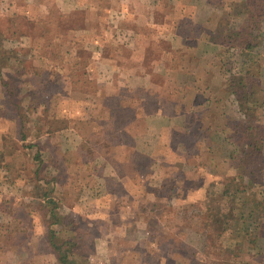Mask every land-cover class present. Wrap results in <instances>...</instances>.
Returning <instances> with one entry per match:
<instances>
[{"label": "rangeland", "instance_id": "374dc122", "mask_svg": "<svg viewBox=\"0 0 264 264\" xmlns=\"http://www.w3.org/2000/svg\"><path fill=\"white\" fill-rule=\"evenodd\" d=\"M147 1L0 0V264H264L262 213L207 225L245 212L230 182L264 204V7L158 0L211 12L166 50ZM145 95L167 113L144 132L126 124Z\"/></svg>", "mask_w": 264, "mask_h": 264}, {"label": "crops", "instance_id": "0c3cea01", "mask_svg": "<svg viewBox=\"0 0 264 264\" xmlns=\"http://www.w3.org/2000/svg\"><path fill=\"white\" fill-rule=\"evenodd\" d=\"M155 1H157L155 3ZM158 3V0H153V1H147L146 2V7L147 8H132V11L135 12L136 14H145L146 17L152 16L153 14H155L156 17L161 18V22L158 23L159 26V30L151 27L150 23L148 22V20H143L145 21V25H148L150 28H154L157 30V34H162L164 33V31L166 30L167 32L165 33V35L161 36V40L163 39V42L167 43L166 45L168 46V49L165 48L166 50H169V48L172 50V48L174 47V45L178 42H184L185 38L184 36H178L179 32H180V28L186 33L188 34L191 30H194L193 27L190 25V23L192 24H196V25H200V26H205V24L207 23L208 19L211 16V12L209 11L210 8H177V12H176V8L175 11L173 10V12L171 13V8H155L154 5H156ZM180 13H182V15H179ZM158 14V15H156ZM168 14V15H167ZM182 25H184V28L181 27ZM206 27V26H205ZM136 43H138V39L136 40ZM186 54V53H185ZM172 57L171 54H167L166 55V61L170 60ZM161 62H163L161 60ZM194 71H191V73H193ZM197 72V71H196ZM149 82V80H147V83ZM147 83H139L138 84V90H139V95L140 93L144 90L149 91L148 89V84ZM144 84V86H143ZM159 89L166 91L168 86L162 85V83L160 85H158ZM177 92H179L180 88L179 86L177 87ZM180 95V94H179ZM197 94H195L196 97ZM147 95L140 97L139 99H136L135 101H130L128 102V106L129 108L133 109L135 111V114L133 116V119L126 124V126L129 127H134L137 128L139 126V121L141 122V127L143 128V131H146V127L149 125V123L151 121H153V117L151 115L155 114L157 116H159L161 113L163 114V112L167 113L164 110V107H162L161 105L155 104L153 103V108H155V110L153 112L149 111V98H145ZM196 100V98H195ZM193 100L192 104H188L186 102L180 101L182 104H178L177 107L178 109H182V106H198V104H196V101ZM208 101V98L206 96V100ZM211 102L209 101L208 105H210ZM207 105V107H208ZM155 106V107H154ZM164 113V116H167V114ZM171 115V113H168V115ZM158 123H160L158 121ZM145 128V130H144ZM161 128H164V124H161ZM176 129V127L173 124H169V126L164 128V134L162 133V136L157 135V139L160 140H165L166 134H169L170 131ZM135 134L136 131H135ZM141 133H138L137 135H139ZM146 134L147 133H143L141 134L139 137L135 138L137 140H140L142 143L144 140H146ZM150 134H147V136H149ZM134 138V137H133ZM140 154H143V152ZM145 155V154H144Z\"/></svg>", "mask_w": 264, "mask_h": 264}, {"label": "trees", "instance_id": "16d2710c", "mask_svg": "<svg viewBox=\"0 0 264 264\" xmlns=\"http://www.w3.org/2000/svg\"><path fill=\"white\" fill-rule=\"evenodd\" d=\"M262 3H264V0H243L242 5L244 8H246L250 12L249 16L254 17V19H255L260 15V13L263 10L264 6L262 5ZM252 28H255V27L254 26H250V27L247 26L246 29L248 30V35H245L244 32H241L242 35L244 37H246V41H248V45H249L248 47H252L251 44L253 41H255V38H256L252 35V32L249 34V30L250 31L253 30ZM253 37H254V39H253ZM263 147L264 146L261 143L257 149L260 151ZM254 174L255 173L252 172L250 175H254ZM248 189H247V187H243V189L242 188H235L234 189V186L230 182L226 186L223 195L228 196V197L237 198L240 200H242L244 198V200H245V204H244L245 212L240 210V209L238 210V208H236V209L232 208L231 211L226 212V214H227L226 215L223 212V210H219L216 213V216H214L212 219L208 220L211 222L208 223V221H207V225L211 226V227L213 226V229H217L220 232H223L225 229H227L228 227H230L232 225H234V226L240 225V228H239L240 232L244 231V232L248 233L249 232L248 230L250 229V226L252 223V222H250V219L253 220L254 224H257L258 222H260L262 220V219H259V217H260L259 213H262L264 215V204L262 202L258 201L255 198L254 194L246 195L248 193ZM256 213H258V214L256 215ZM240 216L242 219L240 218ZM218 217L222 218V220H220ZM239 218H240V222H238ZM257 219H259V220H257ZM210 229H212V228H210ZM255 229L257 230V227H255ZM238 237H239V235L236 236L237 240H239ZM238 244H239V242H238ZM60 247L61 246H59L58 248H60ZM69 253H70V256L73 254L70 251H69ZM70 256H65V259L63 258L64 259L63 261L64 262L68 261Z\"/></svg>", "mask_w": 264, "mask_h": 264}]
</instances>
